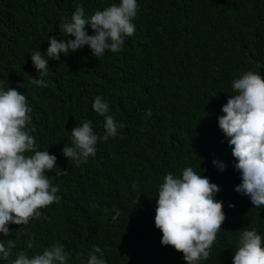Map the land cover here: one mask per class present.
<instances>
[{"label":"trees","instance_id":"1","mask_svg":"<svg viewBox=\"0 0 264 264\" xmlns=\"http://www.w3.org/2000/svg\"><path fill=\"white\" fill-rule=\"evenodd\" d=\"M81 3L88 17L119 0H0V87L26 96L37 149L55 155L57 168L67 171L46 172L60 188L58 204L41 209L40 220L10 223L8 237L0 233L16 243L10 259L60 242L71 253L68 264H87L93 246L106 264H186L183 253L161 244L154 218L162 177L192 167L219 177L207 176L220 186L215 198L226 215L209 258L199 264H233L243 230L255 228L264 242V206L235 191L241 179L232 176L238 171L218 117L235 94V78L248 70L264 76V0H137L136 31L122 51L97 58L85 45L48 60L47 87L32 84L40 77L31 52L46 54L48 37L74 39L61 36L59 25ZM86 31L94 34L90 25ZM98 95L125 127L98 140L96 155L77 167L62 149L83 120L103 136L104 117L92 109ZM214 159L227 167L218 169ZM30 237L34 247L27 249Z\"/></svg>","mask_w":264,"mask_h":264},{"label":"clouds","instance_id":"2","mask_svg":"<svg viewBox=\"0 0 264 264\" xmlns=\"http://www.w3.org/2000/svg\"><path fill=\"white\" fill-rule=\"evenodd\" d=\"M137 13V0H119L88 17H85L83 4L77 5L70 19L62 18L59 25L61 36L74 39L48 37L50 46L46 54L39 50L31 52V61L40 77L33 78L31 83L47 87L43 77L49 72L48 60L59 61L61 54L68 55L85 45L97 58L104 56L106 51H122L125 38L136 31L132 21ZM86 25H90L93 35L88 34ZM231 88L235 94L222 106L224 115L218 117V126L228 138L233 166L239 172H231L232 176L241 179L235 191L249 197L252 205L260 208L264 206V76L256 71H245L232 81ZM92 109L104 117L103 136L94 133L91 120H83L71 131V145L66 144L62 149L63 156L77 167L87 163L89 156L96 155L98 140L106 142L109 137L117 136L118 128L125 127L108 114L109 103L103 97L94 98ZM32 111L24 94L15 88L0 87V233L4 237L11 234L10 223L20 226L33 219L40 220L41 209L60 202L61 197L57 195L60 188L53 185L46 172L55 170V176L67 175V171L57 168L55 155L37 149L32 135L36 128L34 125L28 127L32 124ZM151 115L149 109L146 116ZM212 163L220 170L227 167L220 160L214 159ZM200 173L202 175L192 167L184 168L180 176L168 173L162 177L157 191L154 222L162 232L161 244L183 253L186 264H199L209 258L226 219L223 203L215 198L220 186L207 178L212 176L219 180V177L208 170ZM113 211L115 222L120 211L115 206ZM25 244L27 249L34 247L31 237ZM15 248L14 240L0 239V260L10 261V264H68L71 255L63 244L56 242L42 253L29 256L20 250L10 259ZM103 257V250L93 246L87 264H106ZM233 264H264V242L255 228L240 233Z\"/></svg>","mask_w":264,"mask_h":264}]
</instances>
